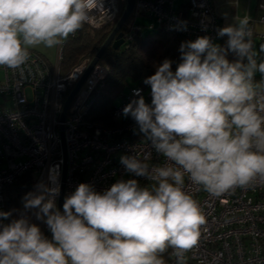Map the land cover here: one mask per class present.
<instances>
[{
  "label": "clouds",
  "instance_id": "clouds-1",
  "mask_svg": "<svg viewBox=\"0 0 264 264\" xmlns=\"http://www.w3.org/2000/svg\"><path fill=\"white\" fill-rule=\"evenodd\" d=\"M92 3L0 0V67L22 72L31 49H54L86 23L98 26L90 20ZM252 35L245 15L218 30L226 46L198 37L180 45L175 71L171 60L159 63L143 80L151 103L133 90L138 98L122 110L164 157L149 164L148 154L121 156L126 173L151 183L119 179L103 192L80 183L63 211L59 186L38 183L22 197L18 218H11L17 210L0 211V264H165L169 249L175 264H186L206 224L186 178L217 197L264 182V45L258 53ZM32 210L51 240L30 222Z\"/></svg>",
  "mask_w": 264,
  "mask_h": 264
},
{
  "label": "built area",
  "instance_id": "built-area-1",
  "mask_svg": "<svg viewBox=\"0 0 264 264\" xmlns=\"http://www.w3.org/2000/svg\"><path fill=\"white\" fill-rule=\"evenodd\" d=\"M102 2V9L97 8L95 0L91 4L90 20L98 22V26L86 23L90 27L113 22L119 6L123 3L125 6V0ZM257 6L260 15L254 19L248 17L261 46L264 30L254 31L253 24H264V2H258ZM138 17L151 22L140 23ZM154 25L181 34L187 41L208 36L213 42L220 37L218 30L223 28L213 0H134L126 29L122 31L123 43L141 36L143 28ZM62 45L56 47L52 63L31 49L22 72L0 67V211L6 212L9 201L6 186L30 170L35 175L32 191L41 182L50 187L58 185L59 189L63 183V211L64 198L80 183L91 184L98 192L110 188L119 179H137L142 187L148 186L151 182L147 179L126 173L120 163L123 155L143 159L148 154L149 164L164 163V157L151 148L135 122L122 115L123 108L138 98L133 90H138L146 103H151L150 92L144 85H132L122 92L119 103L111 111V125H96L87 119L108 74V66L99 61L73 95L61 119L69 92L93 57H83L68 72L61 73ZM185 187L206 216L198 245L186 253V264H264V182L256 181L248 188H237L220 197L191 185L187 178ZM36 224L48 238L47 225L40 220ZM171 251L167 252L165 264L176 262Z\"/></svg>",
  "mask_w": 264,
  "mask_h": 264
},
{
  "label": "trees",
  "instance_id": "trees-1",
  "mask_svg": "<svg viewBox=\"0 0 264 264\" xmlns=\"http://www.w3.org/2000/svg\"><path fill=\"white\" fill-rule=\"evenodd\" d=\"M124 9V3L119 6V14L113 22L93 28L85 24L75 35H71L62 45V56L59 61L61 73L68 72L81 58L94 56L98 48L114 26ZM128 20L121 30L126 29ZM221 46H226L227 36L219 37ZM187 40L181 34L166 32L161 27L157 30L135 37L130 42L122 43L118 48L109 45L103 52L99 63L108 66V74L104 86L95 96L94 102L87 114V119L96 125H111V111L115 99L129 86L142 84L151 95L150 86L143 80L155 73L156 66L164 59L172 61V70L181 63L180 45ZM228 59L235 56L229 53ZM35 175L32 170L19 176L13 183L6 186V192L12 198L22 201V197L32 191ZM167 253L164 255V259Z\"/></svg>",
  "mask_w": 264,
  "mask_h": 264
},
{
  "label": "water",
  "instance_id": "water-1",
  "mask_svg": "<svg viewBox=\"0 0 264 264\" xmlns=\"http://www.w3.org/2000/svg\"><path fill=\"white\" fill-rule=\"evenodd\" d=\"M133 4H134V0H125V6H124V9H123L121 15L116 20L114 26L112 27L111 31L107 35L106 39L103 41V43L98 48V50L96 51L94 56L91 58V61L87 65L83 74L80 76L78 81L75 83V85L73 86V88L69 92V94H68V96L64 102V106H63V109L61 112V119H63L65 112H66V108H67L70 100L72 99L73 95L75 94V92L77 91L79 86L82 84L85 77L89 74L91 69L98 63V61L101 58L104 50L109 45H111L113 48H118L120 45H122V43H123L122 33L123 32H122L121 28H122L123 24L128 20L131 12L133 10ZM64 173H65V163L63 165V170H62V177H61L62 182L64 179ZM62 189H63V183L61 184V187H60V194L58 197V204H57V208H59L60 210H62ZM48 239L49 240L52 239V233L51 232L49 233Z\"/></svg>",
  "mask_w": 264,
  "mask_h": 264
},
{
  "label": "crops",
  "instance_id": "crops-1",
  "mask_svg": "<svg viewBox=\"0 0 264 264\" xmlns=\"http://www.w3.org/2000/svg\"><path fill=\"white\" fill-rule=\"evenodd\" d=\"M213 5L216 8L219 20H220V22H221L223 27L236 24L237 18H242L244 15H247V16L250 17V13H249L250 11H249L248 4L246 6V9L238 10L236 8L237 0H213ZM232 5H235V9H233ZM257 5H258V3H257ZM257 5H256V10H258L259 15H260L261 11L258 9ZM257 17H255V18H257ZM142 18H144V17H142ZM145 23H149V20L146 19ZM259 26L264 28V24H260L258 22H255L253 24L254 31H259L258 29H255L256 27H259ZM254 37H257L258 41H256L255 46H256V48L258 49V52H259L260 41H259L258 36L256 34H253L252 35L253 43H254ZM219 45H220V41H219ZM55 49L56 48H54V49H46V48H43V46H41V47L36 48L34 50L40 52L49 63H52L55 60V51H56ZM258 76L259 75H256V77H255L256 81L258 79Z\"/></svg>",
  "mask_w": 264,
  "mask_h": 264
},
{
  "label": "rangeland",
  "instance_id": "rangeland-1",
  "mask_svg": "<svg viewBox=\"0 0 264 264\" xmlns=\"http://www.w3.org/2000/svg\"><path fill=\"white\" fill-rule=\"evenodd\" d=\"M258 1L259 2H264V0H237L236 8L238 10H244V9H246V6L248 4L249 11H250L249 12L250 13V18L254 19L255 17H257L259 15L258 10H256V5H257ZM177 3H178V1H176V4ZM232 7H233V9H235V5H232ZM146 19H148V18H146ZM146 19L145 18H142V17H138L137 21L138 22H141V23H144V24H147V23H145L146 22ZM148 20H149V22H151V19H148ZM157 29H158V25H154L153 28H143L142 34H146V33H149V32H153V31H155ZM255 29H258L259 31L264 30V28H262L260 26L259 27H256ZM256 41H258L257 40V37H254V47H255V49L258 52V49L255 46ZM213 43L219 44L218 38H216L213 41ZM256 75H259V73H257ZM119 100H120L119 97L117 99H115V103L118 104L119 103ZM8 200L9 201H8L7 206H6V212L7 211H11V210H17L15 212H13V217H11V218H18L19 214L22 213V212H24L22 201L20 202V201H18L16 199L12 198L9 194H8ZM34 211L35 210H32L31 212H28L27 215L29 216L30 222L36 224L37 219L33 215V212Z\"/></svg>",
  "mask_w": 264,
  "mask_h": 264
}]
</instances>
